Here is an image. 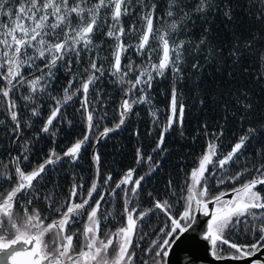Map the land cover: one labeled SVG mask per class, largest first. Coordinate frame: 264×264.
Listing matches in <instances>:
<instances>
[{"label": "snow or ice", "instance_id": "1", "mask_svg": "<svg viewBox=\"0 0 264 264\" xmlns=\"http://www.w3.org/2000/svg\"><path fill=\"white\" fill-rule=\"evenodd\" d=\"M137 6L141 9V26L137 28L133 25L126 31L122 18L130 17ZM243 7L253 9L248 14L264 24V0H246ZM221 8L225 18L231 19L232 8L218 0H191V3L189 0H167L166 16L170 23L161 31L154 24L157 19L154 0H0V105L11 122L9 127L0 121V126L4 127L11 143L22 147L21 155L9 154L14 175L7 164L0 165L4 169L0 171V184L13 182L8 188H0V264H133L137 256L135 238L146 226L145 219L157 211L165 218L164 226L154 230L157 239L152 240L148 248H141L143 257L140 264H169L170 251L183 234L203 227L197 224L198 213H203L207 218L203 238L210 241L211 255L216 260L264 264V147L260 146L264 141L259 140L264 125H249L226 154L219 152L220 145L215 141L208 143L198 167L191 171L181 189L182 192L186 190V195L182 196L183 211L178 215L173 213L174 204L169 199L153 198V205L147 210L129 207L139 195L142 181L159 167V163L145 176L135 180V169H129L108 193L115 197L117 190H121L124 196L122 215L125 223L114 232H101L102 221L107 220L111 213L101 212L106 194L98 191V179L93 180L87 196L81 202H75L78 196L75 183L66 202L55 198V188L43 195L39 191L47 166L65 157L74 164L90 139L93 128L98 127L94 123V109L90 110L89 92L106 71L114 78L113 82L121 86L123 98L118 123L111 128L104 127L97 142L119 130L135 105H150L153 81L169 73L172 86L168 115L159 135L157 149L161 148L165 133L173 126L181 130V136L184 135L182 129L186 105L177 85L184 79V50L190 41L174 39L173 35L185 32L189 23L194 25L196 19H203L209 11ZM129 33L137 37V43H125ZM97 34H103L112 42L109 44L110 57H104L109 64L107 69L103 61L98 63L102 42L95 41ZM258 38L259 34L253 40ZM152 40L157 41L156 48L151 46ZM206 40V37L201 39L199 45H204ZM252 42H246L245 47L251 48ZM199 45L196 47L199 48ZM130 48L136 55L146 56V59L137 64L128 58V63L123 64L122 58ZM153 53H158L155 60ZM82 57L86 58V67L79 74L83 78L77 77L79 87L71 90L73 80H69L62 98L52 95L58 71L71 72L73 60L80 65ZM258 59L264 66V51L259 52ZM191 67L198 69L199 63H193ZM25 69L29 70L28 76L24 75ZM25 86L28 94L22 99L27 102L25 108L31 107L32 117L41 115L42 107L47 106L45 99L52 104L41 133L57 134L54 121L58 117L63 119L62 108L78 94L82 95L80 110L86 124L83 138L68 147L63 156L53 150L44 163L31 171L20 167L21 156L27 161L30 149L27 144L19 143L23 131L21 114L17 110L19 105L12 98V93ZM235 107L241 112L231 111L224 117L225 120L230 116L232 119L239 118L243 123L245 119L253 118L248 115L252 112V104L247 102V98L245 101L237 100ZM225 111L228 112L227 106ZM157 112L156 109L151 110L154 122H158ZM24 126L31 128L32 124L25 122ZM204 128L207 129V125ZM213 135L215 140H219L224 131L221 129L218 135ZM249 146L255 151L248 152ZM4 147H7V142ZM137 156L139 163L142 158L139 149ZM242 156L244 163L239 164L238 171L231 172V167L238 165ZM94 160L98 166L99 156L94 155ZM148 160L151 161L152 157H148ZM218 172L221 173L219 176ZM245 175L248 178L232 188V198L225 199V192L212 194L210 179L219 186L226 182L235 183ZM112 181V176L108 175L104 184ZM127 185L132 186L129 189ZM171 187L172 181L169 180L166 188ZM79 188L83 189V184ZM94 193L99 198L93 201ZM172 195H175V191ZM23 198H27L24 213L18 215L16 208ZM41 199L51 215H42L41 208L32 207L34 201ZM210 205L213 206L211 210ZM81 217H86L82 230H73ZM144 235L140 238L143 239ZM135 247L140 246L136 244Z\"/></svg>", "mask_w": 264, "mask_h": 264}, {"label": "trees", "instance_id": "2", "mask_svg": "<svg viewBox=\"0 0 264 264\" xmlns=\"http://www.w3.org/2000/svg\"><path fill=\"white\" fill-rule=\"evenodd\" d=\"M154 2L157 4V19L154 24L156 28L164 31L170 23L166 16L167 0H154ZM218 2L232 8L231 19L225 18L223 8L218 11H209L203 19H196L194 25L189 23L185 32L173 35L174 39L190 41L184 50V64L182 65L184 79L177 85L179 91L182 92L181 99L186 105L182 129L184 135L181 136L179 134L181 130L173 126L165 133L161 148L157 149L159 135L168 115L172 86V77L169 73L153 81L150 90V105H135L133 112L129 114L125 124L119 130L109 133L107 137H102L97 142V137L103 132L104 127L111 128L118 123L119 106L123 98L121 86L114 83V78L110 77L106 71L104 77L90 88L89 92L90 110L94 109V123H97L98 127L93 128L90 139L81 149L79 159L74 164L69 163V159L65 157L62 161L47 166L45 173L42 174V186L39 187L42 195L55 188V198L60 202H66L72 185L75 183L78 186V196L75 202H81L87 196L93 180L98 179V191L106 194L101 212L111 213L107 220L102 221L101 232L109 230L114 232L125 221L122 215L124 196L121 190H117L115 197L108 193L129 169H135L133 175V180H135L139 176H145L152 167L159 163V167L142 181L141 188L138 190L139 195L133 199L129 207L147 210L152 207L153 198L169 199L174 204L173 213L178 215L183 211L182 196L186 195V190L182 192L181 189L191 171L198 167V161L208 143L215 141L220 145L219 152L226 154L249 125L253 127L264 125V66L258 59L259 52L264 51V24L248 14L253 9L243 7L246 0H218ZM140 15L141 9L137 6L130 17L122 18L126 31L133 25L137 28L141 26ZM257 34L259 38L253 40ZM205 37L207 38L206 43L199 45L200 40ZM94 39L97 43L102 42L98 63L103 61L107 69L109 64L104 57H110L109 44L112 42L107 40L103 34H97ZM248 41H253L251 48L245 47ZM125 43L135 44L137 37L129 33L125 37ZM197 45L199 48L196 47ZM151 46L156 48L157 41L152 40ZM157 55L158 53H153V60L157 58ZM128 58L139 64L142 59H146V56H138L130 48L122 58V63L127 64ZM197 62L199 68L193 69L191 65ZM84 67H86V58L82 57L80 65H76L73 60L71 72L60 69L57 79L53 82L52 95L62 98L63 90L68 86L69 80H73L71 90L79 87V78H83L79 74L82 73ZM24 75L28 76L29 70L25 69ZM27 94L28 90L25 86L12 93V98L19 105L17 110L21 114L23 131L19 143L20 145L27 144L30 149L27 153L29 157L27 161H24L21 156L20 167L25 171H31L44 163L53 150L63 156L68 147L76 140L83 138L86 133V124L80 110L82 95L78 94L62 108L63 119L58 117L57 121H54V130H58L57 134L51 136L48 133H41L40 129L52 104L45 99L44 104L47 106L42 107L41 115L32 117L31 107L25 108L24 105L27 102L22 99V96ZM246 98L247 102L252 104V112L248 115L253 118L245 119L243 123L239 118L232 119L230 116L225 120L224 117L231 111H236L238 114L241 112V109L235 107L236 102L237 100L245 101ZM226 106L228 112L225 111ZM152 109L158 110V122H154L151 115ZM29 118H31L30 121ZM0 121L11 126L8 113L3 110L2 105H0ZM69 121H71L70 124ZM25 122H30L32 127L24 126ZM205 125L207 129L204 128ZM221 129L224 135L219 140H215L213 134L218 135ZM259 140L264 141V132L259 134ZM6 142L7 147L5 148ZM260 146L264 147V143ZM138 149L142 157L139 163H137ZM247 151L253 152L255 149L249 146ZM21 152L22 147L11 143V138L5 135L4 127L0 126V165L7 164L9 171L14 175L9 154L17 156L21 155ZM94 155L99 156L98 166ZM150 156L151 161L148 160ZM243 163L244 157L242 156L238 165L232 166L230 171L233 173L238 171L239 164ZM97 168L99 177H97ZM0 171H4L2 166H0ZM220 174L218 172L217 176ZM108 175L112 176L113 181L105 185L104 179ZM247 178L248 175H245L235 183L226 182L219 186L215 180L210 179L209 185L213 195L219 192L231 194L232 188L238 187ZM169 180L172 181V187L166 188ZM11 183L13 182L0 184V188H8ZM33 183L35 184L36 181ZM80 184H83V189L79 188ZM56 185L59 187L56 188ZM131 186L126 187L130 189ZM173 191L175 195H172ZM98 198L94 193L93 201ZM228 198H232V195H228L226 199ZM25 199L27 198L19 201L16 208L18 215L24 213ZM32 207L41 208L42 215H51L42 199L34 201ZM84 220L86 217H81L73 230H82ZM164 222L165 218L158 211L145 219L146 226L135 238L134 250L137 256L133 264H140L141 257H143L141 248H148L150 242L157 239V236L153 234L154 230L163 227ZM143 234L146 235L141 239L140 236ZM240 240L243 241V238L241 237ZM136 244L140 247H135Z\"/></svg>", "mask_w": 264, "mask_h": 264}, {"label": "water", "instance_id": "3", "mask_svg": "<svg viewBox=\"0 0 264 264\" xmlns=\"http://www.w3.org/2000/svg\"><path fill=\"white\" fill-rule=\"evenodd\" d=\"M196 231L186 232L176 242L170 251L169 264H242V262L216 260L211 255L210 242L203 238L204 228L207 227L204 221L207 219L203 213H198Z\"/></svg>", "mask_w": 264, "mask_h": 264}, {"label": "rangeland", "instance_id": "4", "mask_svg": "<svg viewBox=\"0 0 264 264\" xmlns=\"http://www.w3.org/2000/svg\"><path fill=\"white\" fill-rule=\"evenodd\" d=\"M228 195L230 196V195H232V193L230 194H227L224 198L226 199L227 197H228ZM229 199V198H228ZM213 207V206H212ZM211 210V209H210ZM125 219V218H124ZM124 223H125V221H124ZM124 225V224H123ZM123 225H121V226H123ZM115 231V230H114ZM210 242V241H209ZM225 252H227V246H225Z\"/></svg>", "mask_w": 264, "mask_h": 264}, {"label": "flooded vegetation", "instance_id": "5", "mask_svg": "<svg viewBox=\"0 0 264 264\" xmlns=\"http://www.w3.org/2000/svg\"><path fill=\"white\" fill-rule=\"evenodd\" d=\"M209 208H210V209H212V205H211V206H209Z\"/></svg>", "mask_w": 264, "mask_h": 264}, {"label": "bare ground", "instance_id": "6", "mask_svg": "<svg viewBox=\"0 0 264 264\" xmlns=\"http://www.w3.org/2000/svg\"><path fill=\"white\" fill-rule=\"evenodd\" d=\"M215 259V258H214Z\"/></svg>", "mask_w": 264, "mask_h": 264}]
</instances>
